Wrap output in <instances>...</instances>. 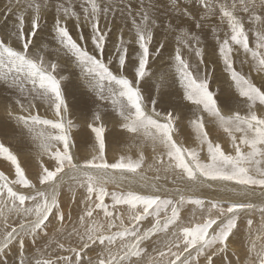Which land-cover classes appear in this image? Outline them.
Here are the masks:
<instances>
[{"label":"snow or ice","instance_id":"6c2138e0","mask_svg":"<svg viewBox=\"0 0 264 264\" xmlns=\"http://www.w3.org/2000/svg\"><path fill=\"white\" fill-rule=\"evenodd\" d=\"M15 5L20 7L21 0H15ZM116 7L115 0H24L14 29L0 32V84L16 94L13 103L19 106L20 114L11 104L5 111L27 130L40 161L33 180L18 156L0 142V158L14 169L12 178L0 171V257L18 244L19 264H223L214 257L231 249L238 222L249 217L248 251L252 255L241 264H264V203L258 206L252 202L257 194L264 198V84L257 86L250 75L252 71L264 74V0H201L203 14L195 15L174 0L177 17L194 20L197 29L213 18L226 25V29L213 26L211 32L222 70L245 108L243 113L238 108L226 111L219 102L221 89L212 86L214 69L207 67L202 35L169 23L168 30L178 33L172 57L174 72L171 80L159 78L156 91L161 93L172 84L179 86L181 100L188 102L192 112L189 124L196 147L180 142L181 116L176 109L160 107L162 100L144 87L154 75L150 56L159 54L150 48L154 31L160 26L151 6H142L137 12L128 8L134 39L126 41L121 31L118 43L106 55L112 32L109 22L115 19ZM7 10L11 12L12 0ZM53 10L56 55L80 70L87 86L104 102L103 111L110 106L123 133L140 142L137 159H106L107 129L99 109L87 124L95 134L98 153L83 162L76 158L72 150L76 125L68 118L64 83L68 77L62 74L60 63L51 58L49 45L35 40L44 15ZM69 20L81 29L90 26L89 36L81 30L74 38ZM132 44L138 45L132 50L135 59L129 55ZM164 47L159 44V49ZM182 48L194 52L198 58L195 63L185 58ZM234 50L242 57L241 67L249 64L248 74L234 66ZM38 104L53 116L45 118L33 112ZM206 117L209 124L226 134L230 151L210 138ZM146 144L154 154L153 162L147 165L142 150ZM146 171H154L155 180L161 178L160 173L165 179L170 174L175 187L169 192L150 183ZM124 184L129 185L125 191H109V185L120 188ZM136 184L149 190H134L131 186ZM205 188L223 193V202L200 198ZM79 189L84 191L80 201L83 214L78 227L69 230L64 222L71 214L66 216L61 197L67 190L75 203ZM109 197L111 204L106 203ZM257 209L261 221L254 227L250 217ZM149 218L150 226L143 228ZM52 219L59 227L44 248L48 255L33 262L23 254L25 239H34ZM92 246L97 247V255L84 259ZM53 251L56 259L51 258ZM0 264L7 261L0 259Z\"/></svg>","mask_w":264,"mask_h":264},{"label":"rangeland","instance_id":"374dc122","mask_svg":"<svg viewBox=\"0 0 264 264\" xmlns=\"http://www.w3.org/2000/svg\"><path fill=\"white\" fill-rule=\"evenodd\" d=\"M176 2L179 3L180 7L187 8L194 15L203 14L201 9V0H176ZM115 4L117 5L115 19L110 20L109 22L112 32L109 33L110 42L106 48V55L110 53L114 46L118 43L121 31L126 41L134 39L128 8L131 7L133 12H137L142 6H151L152 8V12L160 26L154 31V40L150 48L156 49L159 54L154 53L150 56V70L154 73V75L151 77L149 84L144 87L151 92L154 98L162 100L160 107L176 109V114L181 116L180 132L178 135L180 142H182L186 147L197 146L195 133L189 124V119L192 118V112L190 111L188 102L181 100V90L176 84H172L171 87L163 88L161 93L156 91V85L159 78L161 76H165L167 79L171 80L172 73L174 72L172 67V57L174 56L175 48L178 46L176 41V35L178 33L168 30L167 26L169 23H172L173 26L178 28L187 27L190 31H194L202 35V39L204 41L202 46L205 48V61L207 67L214 69L212 86L214 88L219 87L221 89V93L218 98L219 102L226 111L237 108L242 113L245 111V108L241 103V98H239L238 94L235 93L234 88L230 87V80L228 79L227 74L222 70L223 64L218 57V46L216 45L211 32V28L213 26L226 29V25H220L219 20L217 18H213L210 21L202 22L204 27L197 29L195 27L196 22L194 20H190L187 17H177L174 10V0H115ZM23 5L24 0H21L20 7H17L15 5V0H12V10L9 12L7 10L9 8V0H0V32L8 33L14 29L17 23L16 15L18 12L23 10ZM55 18L56 13L54 10L49 11L44 15L41 21V27L35 40L40 45H49L52 54L51 58L60 63L62 74L68 77V80L64 81V83L66 85V97L70 106L68 118L73 120L76 125V127L73 128L72 133L75 141V146L72 150L76 153V158L83 162V160L91 159L98 153V143L95 141V134L87 128V124L92 123V115L99 109L102 110L101 122L107 129L105 132L106 159L109 162L117 161L120 156H130L132 159H137L141 151L139 148L140 142L133 141L130 135L123 133V130L119 126V118L111 112L110 106H107L106 112L103 111L106 107L104 102L100 101L97 94L87 86L84 78L80 75V70L62 55H56L57 45L52 39L54 35L53 26ZM25 20V30L27 31L28 16L25 17ZM67 23L70 33L74 38L81 30L83 31L85 37L89 36L91 31L90 26H84L81 29L80 27H77L73 20H69ZM219 35L223 38L224 32L220 31ZM252 39L253 38L250 35V46H252ZM160 43L165 45L163 49H159ZM88 47L91 50L90 42L88 43ZM137 47L138 45L136 44L129 45V55L133 59H135V56L133 55L132 50ZM182 52L185 55V58L192 63H195L198 59L194 52H189L187 49L183 48ZM233 58L235 60L234 66L237 70L248 74L249 64H245L241 67L240 60L242 57L237 56L235 54V50ZM250 75L257 86L264 84V74H257L255 71H252ZM141 83L143 84V82ZM15 97L16 94L11 89H8L0 84V142H2L6 147H9L10 150L18 156L22 167L26 170V174L35 180L40 163L37 157L38 150L36 145L27 134V130L18 125L14 119L8 117L5 111V106L11 104L14 112L20 114L19 106H16L13 103ZM37 111L45 118H51L53 116L52 111H45L44 107L39 104L37 108L33 109V112ZM206 126L210 132V138L214 141L220 142L222 147L230 151L231 143L226 134H224L222 130L217 128L214 124H209L207 117ZM142 150L145 154L146 165L151 164L154 159L151 146L146 144ZM201 155L203 156L204 153H201ZM43 159L44 161L48 160L47 157H44ZM46 166L48 165L46 164ZM0 171H4L10 178H12L14 174L12 166L9 162L3 161L2 158H0ZM145 174L150 183H155L162 189L165 188L170 192L175 187L172 183L173 177L170 174L167 176V179H165V174L160 173L161 178L159 180L154 179L157 175L154 171H146ZM128 187L129 185L127 184H124L120 188L109 185V191H125ZM131 187L134 190L141 192L149 190L141 188L138 184L132 185ZM166 194V192H163L161 195ZM199 195L200 198L205 201L220 200L223 202L224 194L215 188H205ZM83 196V189H79L76 194L75 203L72 202L70 193H68L67 190L64 191L61 197L62 208L64 209L66 216L69 213L71 214L70 219H66L64 222L69 230H71L73 226L78 227V219L79 216L83 214L84 208V205L80 202ZM106 203L111 204L110 197L106 200ZM248 218L249 217H242V219L238 222V235L232 243L231 249L226 254H222V256L214 257L215 261L219 262L222 259L223 264H241V261H246L252 255L248 251L251 247L248 235V226L246 224V220ZM250 218L254 221V227L260 224L261 216L258 209L251 215ZM150 221L151 218L144 221L142 227L146 228L150 226ZM57 227H59L57 221L52 219L51 223L47 225V228L40 232L34 239L30 236L27 237L24 243L23 254L33 259V262L36 258H41L42 255L46 258L48 253L44 252V248L49 243V238L56 236L55 230ZM45 232L48 233V236H45ZM72 243L75 244V240H73ZM53 248H55V245H53ZM97 251L98 249L96 246L90 247L86 250L88 255L85 256L84 259H87L88 256L95 257L97 255ZM149 253L151 254V246H149ZM51 258L56 259V253L54 251L52 252ZM0 259L6 260L7 264H19L21 259V250L19 249L18 244H13L7 250L6 255L0 257Z\"/></svg>","mask_w":264,"mask_h":264},{"label":"bare ground","instance_id":"6f19581e","mask_svg":"<svg viewBox=\"0 0 264 264\" xmlns=\"http://www.w3.org/2000/svg\"><path fill=\"white\" fill-rule=\"evenodd\" d=\"M163 189H165V188H163ZM165 190H167V189H165ZM169 191V190H168ZM163 192H161V194H162ZM221 199V198H220ZM236 199H238V198H236ZM252 202H254V203H256L257 205H259L260 203H262V202H264V198H262V197H260L258 194L256 195V196H254V197H252ZM235 246V245H234ZM233 246V247H234ZM233 249V248H232Z\"/></svg>","mask_w":264,"mask_h":264}]
</instances>
